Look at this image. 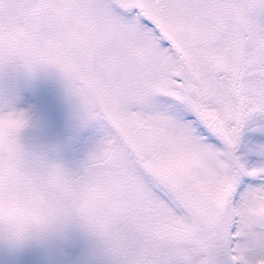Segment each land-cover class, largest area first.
Wrapping results in <instances>:
<instances>
[{"label":"snow or ice","instance_id":"obj_1","mask_svg":"<svg viewBox=\"0 0 264 264\" xmlns=\"http://www.w3.org/2000/svg\"><path fill=\"white\" fill-rule=\"evenodd\" d=\"M0 264H264V0H0Z\"/></svg>","mask_w":264,"mask_h":264}]
</instances>
